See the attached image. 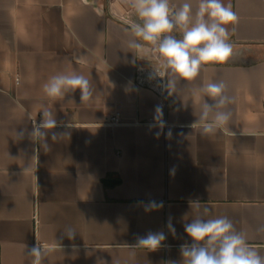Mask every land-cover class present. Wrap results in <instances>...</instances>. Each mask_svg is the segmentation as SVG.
I'll return each instance as SVG.
<instances>
[{"label":"crops","instance_id":"crops-1","mask_svg":"<svg viewBox=\"0 0 264 264\" xmlns=\"http://www.w3.org/2000/svg\"><path fill=\"white\" fill-rule=\"evenodd\" d=\"M223 2L238 16L228 26L233 55L166 90L164 107L135 82L138 65L153 59L148 44L126 47L136 19L117 14L129 0H0V264H30L36 244L42 264H179L180 245L192 242L183 225L204 207L205 218L228 216L264 250V0ZM73 72L90 81L88 101L79 90L58 100L44 93L51 76ZM209 79L225 81L235 101L225 128L203 135L191 89ZM157 105L162 130L149 128ZM45 107L61 123L53 131L70 133L49 137L48 152L41 140L15 135ZM116 113L120 122L110 124ZM151 200L163 208L145 212ZM69 226L73 239L63 234ZM161 230L159 249L135 246Z\"/></svg>","mask_w":264,"mask_h":264},{"label":"clouds","instance_id":"clouds-1","mask_svg":"<svg viewBox=\"0 0 264 264\" xmlns=\"http://www.w3.org/2000/svg\"><path fill=\"white\" fill-rule=\"evenodd\" d=\"M129 7L137 20L130 24L131 38L127 40L126 47L133 52L144 48L145 44L151 45L150 51L157 55L160 66L149 73V79L160 78V86L169 94L178 82H194L205 66L225 64L233 55L228 26L234 25L238 16L231 3L196 0L194 6L192 0L180 3L173 0H129ZM174 33H178L179 37ZM76 63H86V57H77ZM76 90L80 92L81 102L88 101L92 96L90 81L75 72L55 74L43 85L44 93L53 100L65 99ZM227 93L228 85L223 80L209 79L192 87L191 96L199 107L196 123L201 124L203 135H214L217 129L225 128L229 123L232 113L228 105L234 103L235 98ZM41 113V119L30 130L22 128L15 135L18 140L25 136L41 140V147L48 152L51 150L49 137L57 141L70 133L67 130L53 131L61 127V123L50 109L45 107ZM154 121L155 124L149 125V128H165L162 105L155 107ZM64 127L67 129L68 126ZM167 135L171 136L170 129ZM163 206L162 201L151 200L144 205V211L151 212ZM196 208L199 210L200 205L197 204ZM209 212L204 207L191 222L184 223V231L192 242L180 245L182 259L179 264H264V250L251 247L245 231L238 230L226 215L205 218ZM166 227L173 235L176 234L171 217ZM258 231L264 232V226ZM63 234L73 239L76 231L69 226ZM166 238L163 230L149 231L137 237L135 246L155 251L163 246ZM27 255L33 258L30 264H42L45 251L36 244L28 249ZM98 264L105 262L98 260Z\"/></svg>","mask_w":264,"mask_h":264},{"label":"built area","instance_id":"built-area-1","mask_svg":"<svg viewBox=\"0 0 264 264\" xmlns=\"http://www.w3.org/2000/svg\"><path fill=\"white\" fill-rule=\"evenodd\" d=\"M151 45H149V51H150ZM152 55V62L147 64L138 65L136 69V79L135 82L139 86L149 87L153 89L163 100L164 107L167 106V100H166V90L163 89L161 85L160 78L156 79H149V73H151L153 70L157 69L159 65V61L157 59V55L151 52ZM108 122L110 124H116L120 122V115L119 113H116L114 115H111L108 119Z\"/></svg>","mask_w":264,"mask_h":264},{"label":"rangeland","instance_id":"rangeland-1","mask_svg":"<svg viewBox=\"0 0 264 264\" xmlns=\"http://www.w3.org/2000/svg\"><path fill=\"white\" fill-rule=\"evenodd\" d=\"M130 14H132V16L133 17H135V19L137 20V18H136V16L134 15V12H133V10L132 9H128V11L126 12V13H118L117 15L119 16V17H122V18H124L125 17V15H130ZM135 20V21H136Z\"/></svg>","mask_w":264,"mask_h":264},{"label":"water","instance_id":"water-1","mask_svg":"<svg viewBox=\"0 0 264 264\" xmlns=\"http://www.w3.org/2000/svg\"><path fill=\"white\" fill-rule=\"evenodd\" d=\"M106 182L112 184V182H114V180H112V179H106Z\"/></svg>","mask_w":264,"mask_h":264}]
</instances>
